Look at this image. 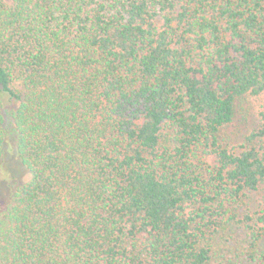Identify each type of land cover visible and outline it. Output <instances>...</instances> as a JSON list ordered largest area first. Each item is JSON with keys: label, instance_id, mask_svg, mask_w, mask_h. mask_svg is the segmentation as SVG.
<instances>
[{"label": "trees", "instance_id": "1", "mask_svg": "<svg viewBox=\"0 0 264 264\" xmlns=\"http://www.w3.org/2000/svg\"><path fill=\"white\" fill-rule=\"evenodd\" d=\"M244 96L264 97V0H0V169L13 150L29 174L0 264H215L238 224L227 264H264V199L242 209L264 102L245 144L220 139Z\"/></svg>", "mask_w": 264, "mask_h": 264}, {"label": "rangeland", "instance_id": "2", "mask_svg": "<svg viewBox=\"0 0 264 264\" xmlns=\"http://www.w3.org/2000/svg\"><path fill=\"white\" fill-rule=\"evenodd\" d=\"M263 102L264 97L253 98L244 96L236 100L233 120L220 134V139L224 145L240 148V146L245 144L246 136L257 126V110ZM9 139L13 142V134L9 135ZM5 151L2 167L0 169V211L4 210L10 201L11 188L23 184L29 179L28 172L20 166L14 151ZM208 160L210 162L213 161L212 158ZM263 199L264 182L259 186L257 191L247 194L244 198L242 209H244V212L255 214L261 209V201ZM242 228L243 226L238 224L224 232L223 236L227 241L223 245V250L229 249V252L228 254H224L220 259H218V257L215 258L213 260L215 264H220V262L227 264L228 260L233 258V251L242 248V239L245 234Z\"/></svg>", "mask_w": 264, "mask_h": 264}]
</instances>
